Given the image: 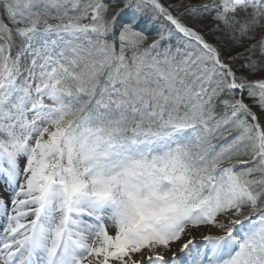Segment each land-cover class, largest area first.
<instances>
[{"label": "rangeland", "instance_id": "374dc122", "mask_svg": "<svg viewBox=\"0 0 264 264\" xmlns=\"http://www.w3.org/2000/svg\"><path fill=\"white\" fill-rule=\"evenodd\" d=\"M22 1L14 0L19 8ZM219 8L222 18L234 20L218 33L235 45L226 57H240L245 65L257 62L255 57L264 53V0H220ZM169 18L182 34L176 61L149 57L148 52L134 60L136 68H109L111 44L96 56L86 50L73 56L69 48L61 50L83 33L72 26L31 31L23 50L5 54L0 179L7 188L22 185L28 192L17 203L13 196L2 202L0 193V211L2 216L15 214L22 233L18 249L29 247V259L34 253L52 254L57 264H86L94 254L92 264L104 257L111 264H125L132 256L170 250L207 227L219 239L239 237L237 244L228 251L199 253L188 264H264V236L239 232L247 231L246 225L264 228V80H241L240 64L219 61L225 54L220 42H206L193 33L195 28ZM234 69L237 79L226 76ZM129 73L134 75L127 84L133 86L117 97L116 84ZM94 94L92 109L77 118L80 106ZM77 98L79 105L73 104ZM113 100L117 104L108 109ZM123 105L126 111L149 110L154 116L166 111L167 123L159 126H174L161 134L136 126L120 135ZM75 117L76 123L66 127ZM102 118L110 122L105 126ZM109 124L117 129L109 131ZM48 161L58 166L48 170ZM47 208L53 216L45 228L52 234L69 215L79 223L97 224L98 236L90 244L85 240L86 246L77 240L84 250L47 238L34 226ZM222 212L229 216L223 222ZM219 227L225 236L215 232ZM6 253L0 249L1 257L10 259L6 264L23 263L20 252ZM157 263L152 258L143 264Z\"/></svg>", "mask_w": 264, "mask_h": 264}, {"label": "trees", "instance_id": "16d2710c", "mask_svg": "<svg viewBox=\"0 0 264 264\" xmlns=\"http://www.w3.org/2000/svg\"><path fill=\"white\" fill-rule=\"evenodd\" d=\"M30 1L23 0L19 8L14 0H0V70L3 68L4 56L7 52L23 50L28 45L32 35L31 31L41 34L47 29H62L69 26L81 28L83 33L77 39L63 43L61 50L69 48L73 56L75 54L79 56L82 52L84 54V50H86L88 56H96L105 47V44H111L112 53L109 68L119 64L135 67L134 60L140 59L148 52L149 57L161 60L170 58L172 61H176L180 57L179 52L176 51L177 41L182 34L176 24L170 20L171 16L180 25L195 28L193 33L199 35L202 40L211 43L213 41L220 42L225 54L219 55V61L227 64L233 61L235 67L240 64L241 70L239 71L244 76V79L240 78L241 80L247 82L264 80L263 52L255 57L257 62L246 63V65L243 62L244 59L240 57L231 58V60L226 57V54H233L235 45L232 41L226 44L225 39L221 38L218 33L221 31L220 28H228L229 25H224L225 22L230 24L234 20L229 16L221 17L220 0H36L27 6L26 4ZM171 34H175L176 37H172ZM79 49L81 51L78 52ZM61 50H59L60 53ZM133 75L134 73H129L126 76L127 79L121 78V83L116 84L118 86L115 88L117 97L123 96L121 93L126 88L133 86L132 83L127 84ZM237 75L238 72L235 69L231 71V74H226V76L236 77V79ZM103 77L104 75L99 77V81H102ZM68 88L72 89L70 82ZM98 92L99 90H96L95 94ZM95 94L91 101L80 106L77 118L92 109ZM223 95L227 97L225 94ZM79 101L80 99L77 98L73 104L79 105ZM116 101L113 100V105L108 109L114 107L117 104ZM182 107L180 105L179 108ZM163 112L164 114L161 116H154L149 110L143 111L142 109H137L133 113L131 109L126 111L125 105H123V111L121 108L119 114L123 113L124 115L121 116L123 122L120 123L124 131L120 135L129 134V128L136 126L149 129L150 133H164L174 125L159 126L162 123H167L165 121L167 113ZM109 116L112 121L115 120L113 114ZM77 118L75 117L66 127L70 128L75 124ZM68 119L70 118L68 117ZM102 120L105 119L102 118ZM108 122L110 120L105 122V126ZM109 126V131L117 129L111 124Z\"/></svg>", "mask_w": 264, "mask_h": 264}, {"label": "bare ground", "instance_id": "6f19581e", "mask_svg": "<svg viewBox=\"0 0 264 264\" xmlns=\"http://www.w3.org/2000/svg\"><path fill=\"white\" fill-rule=\"evenodd\" d=\"M6 87V84L3 83L0 87V89H3ZM0 179V193H2L5 198L2 200V202L9 203V196H13L16 199V202H20L24 200L25 196L27 195V186H15L14 189L5 187V185L1 184ZM3 182V181H2ZM7 207V206H5ZM48 209V208H47ZM38 211H41L40 209ZM49 209L46 210V213L43 212L42 220H40L36 228H39V230L44 233V235L47 238H55L58 242H61L62 245L65 247L68 243H71L76 248H79L80 250H84V246L87 245V241H89V244L91 242V239L95 236H98L97 232V224L88 221L86 224L79 223L80 220L76 222L73 217L70 218V216H66L63 218V226L62 229L57 232V234H52L48 231L47 228H45V223L50 216H53V213L49 214ZM55 214V212H54ZM15 214L14 215H7L4 213L2 216V212L0 211V223L2 225L5 224L4 227H0V249L3 251H6L11 253V255H15L17 253H21V259L24 258V261L22 264H30L31 260H33L34 264H57L56 261L53 258V255H42L38 256L34 253V258L29 259L26 255V251H29V247L22 248V250L18 249L21 245V235L22 234L19 231V222L15 220ZM228 212H222L219 216L220 221H225L228 218ZM106 220H110V215L105 216ZM36 223L34 222V225ZM247 231H239L242 236H246L252 233L253 235H262L264 236V228H261L260 226L254 227L253 225H246L245 226ZM38 230V232H39ZM215 232L217 234L225 236V232L222 231V229L219 227L215 229ZM209 237H212L213 239L208 241L207 239ZM9 238V242L6 243L5 241ZM39 235L37 233V237L34 239L33 244L34 251L37 250V243H39ZM239 237L234 238H227L226 236L222 239L217 238L216 236H211V232L208 230L207 227H201L198 231L190 233L181 243H179L176 246H173L170 250H164L163 248H159L157 250V256L155 254H151V252H145L143 256L138 257H130L128 263L125 264H143L144 262H147L148 260L154 258L157 260V264H188L190 261L196 260L199 253L207 254L208 252L213 251H219V250H231L235 247L237 244ZM77 240L84 243V246L77 245ZM88 244V246H89ZM2 245V246H1ZM17 246V247H16ZM38 252V251H37ZM208 256V255H207ZM41 257V258H39ZM0 255V264H6V261H10L8 258H3ZM20 259V257H19ZM94 254H91L86 259V264H92L94 261ZM100 264H111V262L104 257ZM116 264V263H114Z\"/></svg>", "mask_w": 264, "mask_h": 264}]
</instances>
